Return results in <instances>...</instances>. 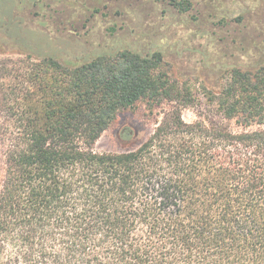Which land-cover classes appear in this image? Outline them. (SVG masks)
<instances>
[{"label": "trees", "instance_id": "obj_1", "mask_svg": "<svg viewBox=\"0 0 264 264\" xmlns=\"http://www.w3.org/2000/svg\"><path fill=\"white\" fill-rule=\"evenodd\" d=\"M27 57L0 125V264H264V128H247L264 123V64L190 87L160 50ZM139 101L170 107L136 147L94 150Z\"/></svg>", "mask_w": 264, "mask_h": 264}, {"label": "rangeland", "instance_id": "obj_2", "mask_svg": "<svg viewBox=\"0 0 264 264\" xmlns=\"http://www.w3.org/2000/svg\"><path fill=\"white\" fill-rule=\"evenodd\" d=\"M187 1L189 9L179 11L171 0H0V125L20 111L18 89L33 61L28 53L81 62L123 47L160 50L166 72L190 87L201 80L218 84L219 71L230 65L264 64V0ZM169 107L139 101L119 112L94 150L136 147ZM181 115L186 122L194 119L191 107ZM228 126L242 129L234 120ZM123 127L135 131L130 142L119 139ZM247 128H264V123Z\"/></svg>", "mask_w": 264, "mask_h": 264}]
</instances>
